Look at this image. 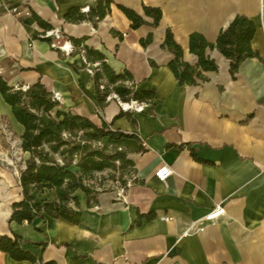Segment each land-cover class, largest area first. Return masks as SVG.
I'll return each mask as SVG.
<instances>
[{
  "label": "crops",
  "instance_id": "crops-1",
  "mask_svg": "<svg viewBox=\"0 0 264 264\" xmlns=\"http://www.w3.org/2000/svg\"><path fill=\"white\" fill-rule=\"evenodd\" d=\"M95 3L0 0V73L16 87L41 81L66 109L132 133L102 138L127 152L132 173L121 187L77 188L78 201L70 199L54 216L36 209L38 202L57 200L54 188L36 187L34 199L26 200L19 168L0 164V234H19L21 246L35 256L17 259L0 249V264H264V0H114L97 25L65 18L71 6L87 11ZM119 3L148 22L132 27ZM145 4L162 9L158 24ZM238 13L256 21L252 46L259 54L245 58L233 75L230 59L208 46L218 67L203 69L205 78L197 83H181L168 65L173 53L162 46L167 28L184 59L197 64L190 33L215 41ZM150 32L152 40L142 43ZM68 35L85 36L83 44L102 51L116 72H132L126 83L156 95L141 100L144 109L124 106L115 91L101 104L95 77L101 60L87 57ZM2 115L21 142L24 125L12 106L0 105ZM21 150L24 160L30 152ZM164 163L173 172L161 180L156 169ZM217 204L224 212L205 219ZM16 210L32 217L13 219Z\"/></svg>",
  "mask_w": 264,
  "mask_h": 264
},
{
  "label": "trees",
  "instance_id": "trees-1",
  "mask_svg": "<svg viewBox=\"0 0 264 264\" xmlns=\"http://www.w3.org/2000/svg\"><path fill=\"white\" fill-rule=\"evenodd\" d=\"M113 1L96 0V3L87 11L82 10L79 5H73L66 12L65 18L72 21L89 19L97 25L99 20L111 12ZM118 5L132 20V27L136 28L148 22L134 8L122 3ZM144 10L146 14L154 17L153 24L160 22L162 9L159 6L145 4ZM37 19L46 28L53 27L52 23L38 15ZM256 29L257 23L253 18L238 13L228 26L221 29L215 41L208 40L199 31L191 32L190 50L198 55L197 64L184 59L183 47L176 40L170 27L166 30L162 46L173 53L168 65L181 83L194 84L199 79L205 78L203 69L218 67L215 58L206 52L208 46L217 47L230 59L233 75L245 58L258 55V50L252 46ZM36 35L38 36L39 33ZM68 38L74 45H80L87 57L94 55L100 58L95 77L97 97L101 104L105 103L112 91L117 92L124 100L152 99L156 95L152 88L138 86L134 81L130 85L126 83L127 79H133L132 72L127 68L116 72L105 60L102 51L83 44L85 36L68 35ZM152 38L153 34L150 32L146 37H142L141 41L147 44ZM103 77L107 79L106 82L101 79ZM0 92L12 106L16 119L24 125L20 145L22 149L29 151L30 155L23 160V166L19 169V180L26 200L34 199L32 192L36 187L48 186L56 190L57 200L38 202L37 210L44 209L55 216L70 199L78 201V197L74 194L77 188H82L88 193L97 192L93 185L86 181V178L92 176L94 171L114 166L116 160H120L124 165L133 164V160L124 149L115 146L113 150L107 151V146L95 145V141L104 136L118 138L131 136L132 133L114 129L104 119L97 122L87 115L66 109L41 81H36L27 87L23 85L16 87L0 73ZM31 217L32 213L29 210H16L12 214V218L19 221ZM19 239L20 235L17 233L14 236L7 233L0 234V249L8 251L17 259H35L31 252L21 246ZM46 263L53 264L52 261Z\"/></svg>",
  "mask_w": 264,
  "mask_h": 264
},
{
  "label": "rangeland",
  "instance_id": "rangeland-1",
  "mask_svg": "<svg viewBox=\"0 0 264 264\" xmlns=\"http://www.w3.org/2000/svg\"><path fill=\"white\" fill-rule=\"evenodd\" d=\"M0 105L5 108L10 107L2 93L0 92ZM3 110V109H2ZM20 140L16 129L12 126L7 116H0V164L2 166H9L16 170L21 168L23 161V152L20 147ZM95 145L107 146V151L114 149L115 145L106 143L100 139L95 141ZM132 173V165L129 163H122L116 160L114 166H108L102 170L94 171L92 176L86 178L87 183L93 185L98 192L104 188H111L119 185L120 187L127 181Z\"/></svg>",
  "mask_w": 264,
  "mask_h": 264
},
{
  "label": "built area",
  "instance_id": "built-area-1",
  "mask_svg": "<svg viewBox=\"0 0 264 264\" xmlns=\"http://www.w3.org/2000/svg\"><path fill=\"white\" fill-rule=\"evenodd\" d=\"M12 10L18 13H21L23 10L20 9L18 6H13ZM25 12H29V9L26 8L24 10ZM51 33L53 31H48V33ZM57 36H59L60 34L58 32H56ZM54 45H56V43H53ZM64 48H66L68 51L72 49V46H70L69 44H63L62 45ZM116 97L118 98V100L120 101V103L124 104V106H127L129 108H135V109H144L146 102L145 101H141L138 99H132L131 101L125 102L122 101V99L116 94ZM125 103H127V105H125ZM173 172V169L170 165L164 163L158 166V168L156 169V175L158 176L159 179L161 180H166ZM224 212V207L222 204H217L211 211H209L206 215H205V219H209V220H214L217 217H219L222 213ZM204 227V225L200 226V229H202ZM190 230L189 228H187L185 230V233H188Z\"/></svg>",
  "mask_w": 264,
  "mask_h": 264
},
{
  "label": "bare ground",
  "instance_id": "bare-ground-1",
  "mask_svg": "<svg viewBox=\"0 0 264 264\" xmlns=\"http://www.w3.org/2000/svg\"><path fill=\"white\" fill-rule=\"evenodd\" d=\"M125 105H127V103H125Z\"/></svg>",
  "mask_w": 264,
  "mask_h": 264
}]
</instances>
